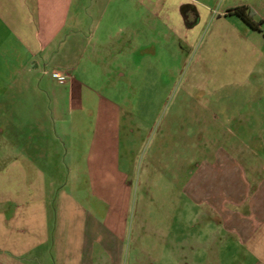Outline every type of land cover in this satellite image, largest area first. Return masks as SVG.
Instances as JSON below:
<instances>
[{"label":"crops","instance_id":"crops-1","mask_svg":"<svg viewBox=\"0 0 264 264\" xmlns=\"http://www.w3.org/2000/svg\"><path fill=\"white\" fill-rule=\"evenodd\" d=\"M230 9L226 5L221 14ZM214 19L211 0H0V41L11 58L9 72L27 74L22 84L16 75L9 77L6 88L28 90L31 112L23 123L12 109L5 121V107L14 106L16 97H0V134L14 151L0 167V264H156L147 247L134 244L140 255L130 258L124 245L131 174L121 169L119 158L123 110L110 98L84 97L82 90L94 89L90 84L99 74L124 71L123 59L132 63L137 54L148 56L151 41L182 56L208 39L204 26ZM41 63L65 78L49 77L39 92L29 73L38 72ZM42 104L45 112L38 114ZM73 135L84 147L82 163L71 164L78 179L72 191L54 193L56 143H70ZM239 168L228 160L198 164L187 183L190 196L208 207L200 217L236 238L254 264H264V176L255 171L250 183L239 177ZM213 182L221 188L210 189ZM86 185L89 195L79 194ZM172 236L171 248L178 250L160 264H193L197 259L187 263L182 252L211 244L205 237L187 247L176 231ZM165 248L163 241L161 254Z\"/></svg>","mask_w":264,"mask_h":264},{"label":"rangeland","instance_id":"rangeland-1","mask_svg":"<svg viewBox=\"0 0 264 264\" xmlns=\"http://www.w3.org/2000/svg\"><path fill=\"white\" fill-rule=\"evenodd\" d=\"M211 2L217 19L204 26V30L210 29L205 35L208 32L211 35L198 42L200 46L197 44V48L178 56L169 48L161 51L151 41L148 56L137 54L132 63L123 59L124 71L99 74L97 83L90 84L94 89L84 86L82 90L84 97L93 94L107 97L123 110L119 158L121 169L131 174L124 240L130 258L140 255L134 244L147 247L156 264H160L158 260L174 257L172 251L178 249L171 247L176 231L187 247L205 237L211 241L208 246L182 250L181 258L187 263L192 262L191 257L197 259L193 264L255 263L236 238L200 217L208 207L192 200L191 185L187 184L196 166L204 161L215 164L228 160L240 167L239 177L242 175L250 183L255 171L264 176V24L260 30L251 29L236 15L221 14L226 5L230 8L248 5L256 14L254 19L259 21L264 19V0ZM7 54L8 48L0 41V97L6 95V99L3 97L6 101L13 94L17 102L14 106L7 105L2 117L9 120L14 109L24 121L31 116L30 92L18 85L8 89L6 81L16 75L22 84L27 74L9 72L13 65H8L11 58ZM52 67L41 63L38 72L29 73L37 91L41 92L49 77L57 78L52 75ZM38 97L42 101V94ZM45 108L40 105L37 113L45 112ZM1 123L5 124L3 120ZM24 131V128L18 131L19 138ZM77 138L73 135L68 139L70 143L61 140L56 143L60 158L53 160L50 169L57 182L54 193L61 188L72 191L75 187L71 182L78 179V169L71 168V164L82 163L84 151L82 145H77ZM13 155L11 143L0 134V167ZM54 155L51 154L52 159L56 158ZM214 187L221 188V183L209 185L210 189ZM88 188L82 186L79 194L88 196ZM115 193L118 192L114 190ZM244 204L243 209L248 207ZM199 231H207L208 235H200ZM161 241L166 242L162 254L158 249Z\"/></svg>","mask_w":264,"mask_h":264},{"label":"trees","instance_id":"trees-1","mask_svg":"<svg viewBox=\"0 0 264 264\" xmlns=\"http://www.w3.org/2000/svg\"><path fill=\"white\" fill-rule=\"evenodd\" d=\"M228 14L236 15L251 29L260 30L263 25V21H254L255 12L248 6L242 5L229 10Z\"/></svg>","mask_w":264,"mask_h":264},{"label":"built area","instance_id":"built-area-1","mask_svg":"<svg viewBox=\"0 0 264 264\" xmlns=\"http://www.w3.org/2000/svg\"><path fill=\"white\" fill-rule=\"evenodd\" d=\"M52 75L54 77H57V79H63V78H65V76L62 75V74H60L59 72H52Z\"/></svg>","mask_w":264,"mask_h":264},{"label":"flooded vegetation","instance_id":"flooded-vegetation-1","mask_svg":"<svg viewBox=\"0 0 264 264\" xmlns=\"http://www.w3.org/2000/svg\"><path fill=\"white\" fill-rule=\"evenodd\" d=\"M255 22H256V20L255 19H253ZM250 28V27H249Z\"/></svg>","mask_w":264,"mask_h":264}]
</instances>
